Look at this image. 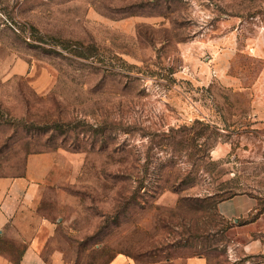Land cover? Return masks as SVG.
<instances>
[{"label":"rangeland","instance_id":"obj_1","mask_svg":"<svg viewBox=\"0 0 264 264\" xmlns=\"http://www.w3.org/2000/svg\"><path fill=\"white\" fill-rule=\"evenodd\" d=\"M0 6V176L50 155L0 254L39 232L47 264H264V0Z\"/></svg>","mask_w":264,"mask_h":264},{"label":"crops","instance_id":"obj_2","mask_svg":"<svg viewBox=\"0 0 264 264\" xmlns=\"http://www.w3.org/2000/svg\"><path fill=\"white\" fill-rule=\"evenodd\" d=\"M25 64H19L17 70L24 72ZM48 154H33L29 158L28 172L26 175L11 177L0 176V237L12 235L22 240L23 235L19 232L18 220L21 211L38 196L43 190L42 182L50 171V166L44 164L49 160ZM48 163V162H47ZM34 175H37L34 176ZM256 200L248 195H236L218 203L219 213L228 219L246 218L256 207ZM251 223V222H250ZM40 234L34 233L28 239L26 248L22 252L17 264H47L40 251ZM195 263L202 262L198 259ZM0 264H11L8 257L0 254ZM52 264H66L60 258H52ZM108 264H160L158 262L139 263L136 259L126 255L117 254Z\"/></svg>","mask_w":264,"mask_h":264},{"label":"trees","instance_id":"obj_3","mask_svg":"<svg viewBox=\"0 0 264 264\" xmlns=\"http://www.w3.org/2000/svg\"><path fill=\"white\" fill-rule=\"evenodd\" d=\"M233 195H229L227 197L221 196V198L219 199V202L228 198H231ZM260 213H262V211H260ZM259 217V215H255L253 218L251 219H246L244 221V223H250V222H254L257 218Z\"/></svg>","mask_w":264,"mask_h":264},{"label":"built area","instance_id":"obj_4","mask_svg":"<svg viewBox=\"0 0 264 264\" xmlns=\"http://www.w3.org/2000/svg\"><path fill=\"white\" fill-rule=\"evenodd\" d=\"M2 12H1V6H0V16H1Z\"/></svg>","mask_w":264,"mask_h":264}]
</instances>
